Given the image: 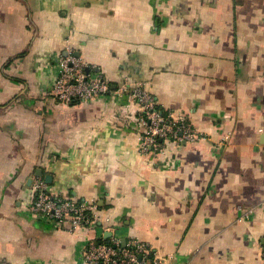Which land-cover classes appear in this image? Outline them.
<instances>
[{
    "label": "crops",
    "instance_id": "0c3cea01",
    "mask_svg": "<svg viewBox=\"0 0 264 264\" xmlns=\"http://www.w3.org/2000/svg\"><path fill=\"white\" fill-rule=\"evenodd\" d=\"M67 51L116 93L53 97ZM123 84L205 137L142 152ZM36 178L168 264H264V0H0V264H85L102 228L37 217Z\"/></svg>",
    "mask_w": 264,
    "mask_h": 264
},
{
    "label": "built area",
    "instance_id": "2783aa9c",
    "mask_svg": "<svg viewBox=\"0 0 264 264\" xmlns=\"http://www.w3.org/2000/svg\"><path fill=\"white\" fill-rule=\"evenodd\" d=\"M119 91L117 94L126 91L127 97L139 104L136 121L140 127L142 152L158 154L168 140L180 145L181 142H195L205 137L194 127L188 115L163 109L143 85L129 87L123 84ZM113 92L116 93L109 81L99 71H86V65L72 51L59 57L58 73L50 89V94L57 100L83 103ZM32 189L33 198L28 207L37 217L67 223L70 229L102 228L98 236L86 243L83 253L85 264H168L149 243L133 235L126 236L123 242L111 224L104 227L99 224L102 220L95 202L55 195L41 178L35 179ZM104 220L109 221L107 218ZM105 230L111 234L109 238L103 237Z\"/></svg>",
    "mask_w": 264,
    "mask_h": 264
},
{
    "label": "trees",
    "instance_id": "16d2710c",
    "mask_svg": "<svg viewBox=\"0 0 264 264\" xmlns=\"http://www.w3.org/2000/svg\"><path fill=\"white\" fill-rule=\"evenodd\" d=\"M164 109V108H163Z\"/></svg>",
    "mask_w": 264,
    "mask_h": 264
}]
</instances>
